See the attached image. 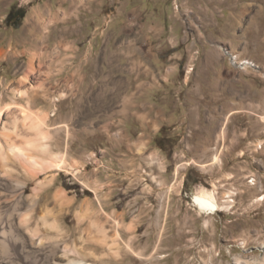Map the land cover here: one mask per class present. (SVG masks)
I'll use <instances>...</instances> for the list:
<instances>
[{
	"label": "rangeland",
	"instance_id": "1",
	"mask_svg": "<svg viewBox=\"0 0 264 264\" xmlns=\"http://www.w3.org/2000/svg\"><path fill=\"white\" fill-rule=\"evenodd\" d=\"M14 8L26 10L18 28ZM135 37L136 55L124 44ZM8 103L48 116V145L69 171L29 179L19 157L0 161V178L27 185L19 200L0 195V242L21 245L0 243V261L27 264L57 241L88 264H264V0H0ZM13 119L0 120L5 148L35 136ZM204 191L221 211H201ZM98 220L109 235L120 222V256Z\"/></svg>",
	"mask_w": 264,
	"mask_h": 264
},
{
	"label": "bare ground",
	"instance_id": "2",
	"mask_svg": "<svg viewBox=\"0 0 264 264\" xmlns=\"http://www.w3.org/2000/svg\"><path fill=\"white\" fill-rule=\"evenodd\" d=\"M24 80H27V77H24ZM16 95L23 96L24 91L18 90ZM13 109H15V112H12ZM4 111H11V114L14 116L13 123L16 129L21 127L23 130L25 129L26 131L35 135L34 138H27V136H23L22 146L10 145L8 148H5L0 143V161L4 163V165L5 162L10 158L13 159L19 157L21 159V162L23 161L24 164L27 165V167H23L29 179L36 178L37 176H39L40 173H49L52 171H69L67 169V167L69 166H67L68 162L66 161V157L64 155L60 156L58 154H55L51 151L50 146L48 145L47 140L49 139V136L46 131L48 119L47 115L29 109L26 105L8 103L5 106L0 107V120ZM34 152H37L38 156L40 157L34 156ZM53 177L54 176L46 177V181H39L37 185V191L43 189L44 187H46V185L48 186L49 184H51ZM26 186V183L21 182L20 180H14L11 176H4L3 178H0V195L2 197H5L6 195H11L14 200H19L23 196ZM37 191L36 194L32 197L30 210H34L36 208V197L38 196ZM196 203L201 209V211L207 215H214L217 212L221 211L223 208L222 203H219L215 193L212 191H204L203 193L198 195L196 198ZM91 210L92 208L90 207V205L85 203L81 209V213L83 215H86L90 213ZM27 221L29 220L26 216L25 220L21 224V228L29 233L28 237L30 239V245L32 247H35L36 242L34 241V237L37 236V233L36 231L30 229L29 222ZM92 223L95 225V228L99 233L104 234L103 239L100 238L103 244L106 243V245L104 244V248L108 251H112L115 256H120V232L118 230L120 227V222H115V232L112 235L108 234L107 228L103 225V222L101 220L92 221ZM49 227L58 233H61V231H63L61 225H59L56 220L49 223ZM0 243L3 245L4 248H13L16 251L19 250L21 246L19 243H15L12 238L7 237H4ZM130 249L132 248L130 247ZM60 250H62L64 252V256L67 257L66 264H88L85 261V257L89 256V254H86L85 252H80L76 248L69 249L68 245L65 244V242H62L60 244L57 241L53 244H45L43 254L40 255L41 259L27 258V264H63V262L61 263L59 261H56L57 259H54V257ZM74 250L79 253V255L82 257V260H75L69 257L71 253H74ZM21 251L19 253H21ZM0 264L5 263L4 261H0ZM12 264L19 263L17 262V260H13Z\"/></svg>",
	"mask_w": 264,
	"mask_h": 264
},
{
	"label": "trees",
	"instance_id": "3",
	"mask_svg": "<svg viewBox=\"0 0 264 264\" xmlns=\"http://www.w3.org/2000/svg\"><path fill=\"white\" fill-rule=\"evenodd\" d=\"M26 10L23 8H14L10 11L7 17V24L14 28L21 25L22 20L25 18Z\"/></svg>",
	"mask_w": 264,
	"mask_h": 264
},
{
	"label": "crops",
	"instance_id": "4",
	"mask_svg": "<svg viewBox=\"0 0 264 264\" xmlns=\"http://www.w3.org/2000/svg\"><path fill=\"white\" fill-rule=\"evenodd\" d=\"M122 34L125 35V34H127V32H123ZM122 34H121V35H122ZM121 38H122V39H125L124 36H122ZM132 38H133V37H132ZM135 39H136L135 42H131V41H128V38H127V40L124 42V44H125V46H129V47L131 48L132 51L130 50V52H129L130 54H131V53H135V55H136V54L139 53V49H140V48L143 49L144 47H143V42H142V41L138 43V42H137V39H138V38L135 37ZM138 45H139V46H138ZM146 46H149L148 50L151 49V47H150V46H151V43H150L148 40L146 41ZM138 47H139V48H138ZM133 48H134V52H133ZM137 49H138V50H137Z\"/></svg>",
	"mask_w": 264,
	"mask_h": 264
}]
</instances>
